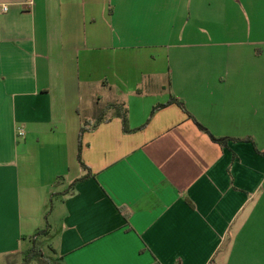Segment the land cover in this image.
<instances>
[{
	"label": "crops",
	"instance_id": "0c3cea01",
	"mask_svg": "<svg viewBox=\"0 0 264 264\" xmlns=\"http://www.w3.org/2000/svg\"><path fill=\"white\" fill-rule=\"evenodd\" d=\"M263 152L264 0H0V264H264Z\"/></svg>",
	"mask_w": 264,
	"mask_h": 264
},
{
	"label": "trees",
	"instance_id": "16d2710c",
	"mask_svg": "<svg viewBox=\"0 0 264 264\" xmlns=\"http://www.w3.org/2000/svg\"><path fill=\"white\" fill-rule=\"evenodd\" d=\"M171 104H175L177 106H179L185 113H187V111L185 110L184 106H183V103L181 101H179L178 99L174 98V97H171L169 99V101L167 103H164V104H158L156 105L155 107H153V112L159 108H162V107H165V106H168V105H171ZM117 110L118 112L116 113L120 118H121V121H122V130L123 132H131V129H129L128 127V124H127V118H126V110L123 109L122 110V107L121 106H117ZM122 110V112H120ZM120 112V113H119ZM187 115L189 117H191V115H189L187 113ZM192 118V117H191ZM103 121V119H97L93 124H92V127L95 128L96 126H98V124ZM196 122V121H195ZM196 124L198 125V127L207 132L212 141L221 145V146H226L227 145V142L229 140V138H226V137H215L213 135H211L202 125H200L198 122H196ZM85 130L84 127L81 128V133ZM264 154V152H263ZM78 161H79V164L81 165V168L83 171H87V173L81 177H79L76 181H80V180H83V179H86L88 177H90L92 175L91 173V169L82 162L81 160V157H80V153H78ZM46 232V230H38L36 232V235H40L42 233ZM28 256H31V257H40L41 256V251H39V249H37L36 247V242L33 244V246L31 247V249L28 251Z\"/></svg>",
	"mask_w": 264,
	"mask_h": 264
},
{
	"label": "rangeland",
	"instance_id": "374dc122",
	"mask_svg": "<svg viewBox=\"0 0 264 264\" xmlns=\"http://www.w3.org/2000/svg\"><path fill=\"white\" fill-rule=\"evenodd\" d=\"M114 112V110L112 111V113ZM105 114V116L110 115L111 112H109V110H103V115ZM18 132V130H17ZM18 135V134H17ZM22 137V136H20ZM44 229V228H43ZM49 229V227H48ZM55 227H51V234L48 236H41L39 237V239L36 241V247L37 249H39V251H41L42 257H31L28 256L29 254H25L24 256H22L21 259H12V261L14 262V264H55L53 262V255L52 253H50L49 251V247L50 244H52L51 238L54 239V234L56 232ZM47 259L46 262L43 261V259Z\"/></svg>",
	"mask_w": 264,
	"mask_h": 264
},
{
	"label": "built area",
	"instance_id": "2783aa9c",
	"mask_svg": "<svg viewBox=\"0 0 264 264\" xmlns=\"http://www.w3.org/2000/svg\"><path fill=\"white\" fill-rule=\"evenodd\" d=\"M2 10L6 11L7 10V6L3 5L2 6ZM17 133H18L19 136H22L24 134V130L23 129H19Z\"/></svg>",
	"mask_w": 264,
	"mask_h": 264
}]
</instances>
